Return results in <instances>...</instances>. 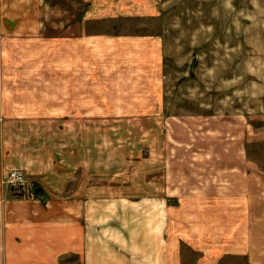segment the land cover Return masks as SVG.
I'll use <instances>...</instances> for the list:
<instances>
[{
	"label": "crops",
	"instance_id": "0c3cea01",
	"mask_svg": "<svg viewBox=\"0 0 264 264\" xmlns=\"http://www.w3.org/2000/svg\"><path fill=\"white\" fill-rule=\"evenodd\" d=\"M151 1L0 0V43L54 28L57 41L78 44L80 54L75 58L73 46L72 58L85 66L88 59L136 62L139 51L159 49L157 35L148 31L144 41V34L137 32L138 27L160 26L152 17L156 11ZM143 10L139 16L147 20L126 30L124 19ZM47 11L51 16L43 18L41 13ZM80 65L71 75L90 74V67ZM120 69L128 74L127 68ZM62 75L68 80V67ZM159 76L154 70L152 84L147 85L156 87L153 106L169 107V101L160 98ZM67 84L56 92L58 108H70L71 103L72 108L90 106L88 91L94 84L89 79H80L70 92L65 91ZM117 88L111 86L103 97L119 102L131 96L133 86ZM136 101V107H147L143 95ZM5 107L0 100V117ZM164 123L163 160L156 172L153 166L151 192L133 195L78 193V183L66 190L30 170L40 185L30 195L14 197L2 178L13 167L26 169L28 162L11 160L1 143L10 135L0 133V264H184L175 231H223L225 204L231 205L227 211L232 249L240 257L232 264H264V114L200 111L169 117ZM199 219L208 222L194 224Z\"/></svg>",
	"mask_w": 264,
	"mask_h": 264
},
{
	"label": "rangeland",
	"instance_id": "374dc122",
	"mask_svg": "<svg viewBox=\"0 0 264 264\" xmlns=\"http://www.w3.org/2000/svg\"><path fill=\"white\" fill-rule=\"evenodd\" d=\"M151 3L156 11L152 17L160 26L138 27L137 32L144 34V41L148 31L157 35L159 49L139 51L136 62L88 59L85 66L72 58L73 46L75 58L80 54L78 44L57 41L54 28L0 43V100L6 105L1 109L0 133L10 135L1 143L13 162L22 158L28 162L24 169L28 192L15 196L12 191L14 197L35 192L41 182L38 175L66 190L78 183V193L146 194L151 192L153 166L156 172L163 160L164 119L189 117L200 111L228 115L237 109L256 116L264 114V0ZM145 11L124 19L126 30L131 32L134 25L147 20L139 16ZM51 14L41 13L43 18ZM66 51L67 55L62 54ZM80 63L90 67L89 75H71ZM63 67H68V80L63 78ZM120 68H127L128 74ZM157 69L160 98L169 101V107L153 106L156 92L152 90L156 87L147 85L152 84ZM80 79L94 84L88 91L90 106L72 108L71 103L70 108H58L56 92L62 83L69 84L65 91L70 92ZM111 86L119 91L133 86L128 91L132 97L119 102L103 97ZM139 95L147 107H136ZM20 105L25 106L23 113ZM30 170L39 173L37 177ZM230 206L225 204L223 231H175L184 264H232L240 259L232 249ZM207 222L199 219L194 224Z\"/></svg>",
	"mask_w": 264,
	"mask_h": 264
},
{
	"label": "built area",
	"instance_id": "2783aa9c",
	"mask_svg": "<svg viewBox=\"0 0 264 264\" xmlns=\"http://www.w3.org/2000/svg\"><path fill=\"white\" fill-rule=\"evenodd\" d=\"M26 181L27 174L22 168L11 169L3 180L11 186L15 196H24L28 192Z\"/></svg>",
	"mask_w": 264,
	"mask_h": 264
}]
</instances>
